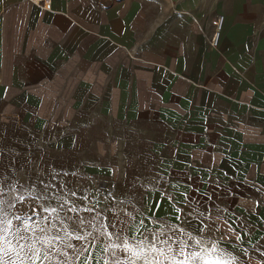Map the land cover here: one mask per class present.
Listing matches in <instances>:
<instances>
[{
	"label": "crops",
	"instance_id": "obj_1",
	"mask_svg": "<svg viewBox=\"0 0 264 264\" xmlns=\"http://www.w3.org/2000/svg\"><path fill=\"white\" fill-rule=\"evenodd\" d=\"M0 149L264 264V0H0Z\"/></svg>",
	"mask_w": 264,
	"mask_h": 264
},
{
	"label": "snow or ice",
	"instance_id": "obj_2",
	"mask_svg": "<svg viewBox=\"0 0 264 264\" xmlns=\"http://www.w3.org/2000/svg\"><path fill=\"white\" fill-rule=\"evenodd\" d=\"M18 183H0V264H72L73 259L80 264H231L216 243L204 247L206 239L214 240L210 225L192 228L191 220L186 227L157 220L150 228L143 219L134 223L137 216L132 212L104 215L107 209L99 208V202L85 203L89 195L78 196L64 184L52 191L53 185L43 180L39 190L36 185H20V190ZM206 228L207 235H202ZM100 240L106 243L97 245ZM90 248L108 254L110 261L93 255Z\"/></svg>",
	"mask_w": 264,
	"mask_h": 264
},
{
	"label": "rangeland",
	"instance_id": "obj_3",
	"mask_svg": "<svg viewBox=\"0 0 264 264\" xmlns=\"http://www.w3.org/2000/svg\"><path fill=\"white\" fill-rule=\"evenodd\" d=\"M12 158L5 157L2 158L0 157V164L3 165V168L0 169V173H2V176H0V183L3 182V180H8L10 183L12 171L10 173H6L7 171H4L6 169H13L14 165L11 164ZM6 161V162H5ZM53 168L57 169L59 168L58 166L60 165V158L59 157H54L53 158ZM59 172H54L53 179H47L46 181L43 178V174L38 173L37 174V190H39L42 185L40 184V180H43L44 183L46 184H51L53 185V188L51 189L52 191H59L60 190V185L64 184L67 187L73 188L74 190H77L78 196L81 194H87L91 197L90 200L85 201V203H88L89 205H96L98 203V207L101 209H107V211L104 212V215L106 216H112L119 214L121 216H126L128 212H134L136 205L133 204V197H134V191H136L135 188L132 187H126L125 185H121L119 187H116L114 189L112 188H97L96 186L94 187V182H92V179L87 178L85 179V187L80 186V182L74 181V180H68L60 178ZM127 183V182H126ZM122 184V183H121ZM32 187V186H31ZM30 188V187H26ZM80 189H85L86 192L82 193L79 191ZM22 190V189H20ZM111 193L112 195H109ZM83 214V213H82ZM133 215L137 216V218L140 216V213L137 214L133 213ZM107 223V221H104ZM136 221H134L135 223ZM177 224H180L183 226L181 222H178ZM148 227L150 228H155L156 222H150L147 224ZM188 231H191L190 229H187ZM203 235V234H202ZM114 239V238H113ZM75 243V241H73ZM97 245H104L106 241L100 240L96 242ZM205 244V243H204ZM90 251L93 253V255L99 257L103 256L104 259H107L110 261V256L108 254L100 253L97 251L96 248H90ZM87 256V254H85ZM85 256H82L81 259H84ZM72 264H80L79 260L73 259ZM88 264H96L95 260H88Z\"/></svg>",
	"mask_w": 264,
	"mask_h": 264
},
{
	"label": "built area",
	"instance_id": "obj_4",
	"mask_svg": "<svg viewBox=\"0 0 264 264\" xmlns=\"http://www.w3.org/2000/svg\"><path fill=\"white\" fill-rule=\"evenodd\" d=\"M35 2H39V0H34ZM49 2V0H43L44 4H47ZM222 14H219L216 16L215 20H214V31L212 34V37L210 39V44L211 45H216L217 43V39H218V34H219V30L221 28V23H222Z\"/></svg>",
	"mask_w": 264,
	"mask_h": 264
}]
</instances>
